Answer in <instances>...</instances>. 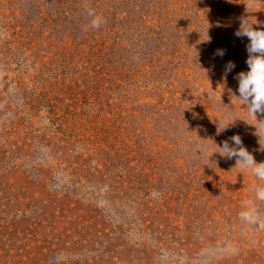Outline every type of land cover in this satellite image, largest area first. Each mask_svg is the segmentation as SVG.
<instances>
[{"label": "rangeland", "instance_id": "374dc122", "mask_svg": "<svg viewBox=\"0 0 264 264\" xmlns=\"http://www.w3.org/2000/svg\"><path fill=\"white\" fill-rule=\"evenodd\" d=\"M244 21L264 0H0V264H264V180L219 148L264 162Z\"/></svg>", "mask_w": 264, "mask_h": 264}, {"label": "clouds", "instance_id": "9594fccd", "mask_svg": "<svg viewBox=\"0 0 264 264\" xmlns=\"http://www.w3.org/2000/svg\"><path fill=\"white\" fill-rule=\"evenodd\" d=\"M243 26L235 33L237 37H247L249 44L247 52L249 54L246 61L248 71L242 72L238 76V99L244 103V108L257 120V114H264V30H256L253 25H248L246 21ZM94 26H98L94 23ZM224 54L222 51L219 53ZM235 65L231 62L227 65V71H231ZM258 122V121H257ZM264 125V120L259 121ZM234 146L225 141L222 148L225 157L236 158V166L242 169L251 170V172L261 180H264V162L257 163L252 154L242 146L239 136L232 137ZM257 195L264 200V188L257 189ZM245 219H251L252 213H242ZM254 222V221H253Z\"/></svg>", "mask_w": 264, "mask_h": 264}]
</instances>
